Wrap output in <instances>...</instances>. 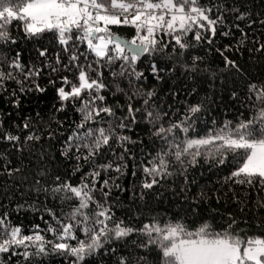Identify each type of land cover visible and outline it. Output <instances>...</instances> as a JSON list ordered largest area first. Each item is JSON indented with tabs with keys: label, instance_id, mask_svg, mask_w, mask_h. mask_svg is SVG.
Masks as SVG:
<instances>
[{
	"label": "snow or ice",
	"instance_id": "6c2138e0",
	"mask_svg": "<svg viewBox=\"0 0 264 264\" xmlns=\"http://www.w3.org/2000/svg\"><path fill=\"white\" fill-rule=\"evenodd\" d=\"M257 24L264 28V18H253L250 11L221 0H0V97H9L19 109L22 96L52 89L59 102L48 121L36 114L40 124L21 116L9 127L0 113V143L23 153L42 139L63 138L60 155L75 162L71 177L79 174L76 183L61 175L43 183L34 180L38 193L59 201L58 211L43 207L44 228L34 224L26 233L7 212L0 214V254H7L8 260L22 257L17 264H37V257L52 253L71 258L69 264H81L102 249L116 254V248L105 245L127 246L136 237L116 264H149L145 255L138 254L140 249L155 251L160 264H264V216L258 231L249 232L231 215L221 225L205 221L189 227L153 216L137 226L114 212L119 200L114 193L128 191L119 180L130 161L131 176L142 173L141 200L174 175L187 182L189 169L201 165L219 169L230 159L236 166L223 177V184L230 190L244 186L264 192V84L248 83L247 117L241 112L235 120L219 124L213 120L212 127L200 134L195 124L202 102L188 104L174 119L175 112L155 103L156 90L143 87L148 76L138 69V64L146 63L147 71L160 82L166 71L161 61L170 62L167 71L175 70L176 64L196 71L205 57L192 53L204 49L219 54L225 68L240 72L231 55L244 51L264 55V41L250 35ZM13 26L22 28L29 39L51 33L56 50L41 47L36 61L23 63L20 52L6 47L17 43ZM122 29H130L132 35H121ZM218 37L232 38L235 44L216 46ZM118 94L125 98L123 103L116 99ZM236 96L233 91L232 97ZM69 107L79 119L72 120L65 137L61 131L65 120L56 114ZM141 123L148 126L156 144L143 160L130 146L144 141L128 134ZM21 172L8 154L0 153V176L14 178ZM198 195L206 196L203 191ZM255 207L264 211V196Z\"/></svg>",
	"mask_w": 264,
	"mask_h": 264
},
{
	"label": "trees",
	"instance_id": "16d2710c",
	"mask_svg": "<svg viewBox=\"0 0 264 264\" xmlns=\"http://www.w3.org/2000/svg\"><path fill=\"white\" fill-rule=\"evenodd\" d=\"M221 2L229 7L235 5L242 11H250L253 18H264V0H221ZM11 33L17 43L6 47H10L13 53L20 52L23 63L36 61L37 49L41 47H47L50 51L56 50L51 33H45L38 40L26 38L23 29L15 26L11 28ZM121 35L130 37L132 31L122 29ZM250 35L264 41V28L257 24L251 30ZM236 37L239 38V33ZM229 42L235 44L232 38L218 37L216 46ZM245 47H251V45L247 44ZM192 54L205 57L204 61L199 64L198 70L186 71L176 64L175 70L167 71L170 62L161 61V67H164L166 71L162 73L164 79L160 82L156 81L147 71L146 63L138 64V69L144 70L148 76L147 81L142 82L143 87L156 90L155 103L163 110L169 111L170 114L175 112L176 116L173 117L175 119L185 112L188 104L202 102L203 107L197 114L198 119L195 124L196 131L200 134L212 127L213 120L217 124L225 120H235L241 112L247 117L250 114L247 85L249 82L264 84V55L250 54L247 51L231 55L230 58L237 60L240 66V72H236L225 68L222 58L214 51L206 52L204 49H197ZM41 83H46V78ZM123 86L127 87L126 83ZM233 91L237 93L235 99L232 97ZM9 99L7 96L0 97V113L4 114L3 118L9 127L13 125V121L19 123L21 116L31 117L34 123L40 124L41 121L36 118L37 113L43 121H48L54 113V106H59L52 89L44 94L31 93L22 96L19 109L14 108ZM109 99L113 98L109 97ZM116 99L123 103L125 98L118 94ZM136 106L139 107L140 104L137 103ZM8 113H11V119L8 118ZM56 115L59 119L65 120L61 131L66 137L68 135L66 129L73 119L78 120L79 117L71 107L66 112ZM52 127L55 128L56 125L53 124ZM128 134L132 135L133 139L144 141L143 144L130 146L139 160H143L146 154L156 148V144L152 143V138L149 136L146 124L141 123L134 126V131ZM62 139L60 137L53 141L42 139L34 145L26 146L23 153H18L7 143H0V153L8 154V159L13 162V165L22 168V172L14 178H9L7 175L0 176V214L7 212L12 223L21 225L26 233L34 224H40L41 228L45 227L40 219L45 205L59 210V201L53 200L50 195L38 193L33 182L41 179L43 183L44 179L50 180L56 175H61L63 178L71 177L75 162L60 155ZM131 163L130 161L128 169L125 170L126 174L119 180V183L128 191L114 193V196L119 197L114 207L117 217L131 221L137 226H139V221L148 222L151 217L156 216L163 220H179L188 224L189 227H196L205 221L221 225L231 215L235 217L241 229L249 232L258 231L256 226L260 223V218L264 216V211L257 210L255 205L260 196H264V192L257 194L255 190L244 186H235L230 190L227 185L223 184V177L236 166L231 159L219 169H210L207 165L189 169L187 182L183 176L174 175L164 182L162 187L147 191L144 200L138 198L140 191L138 183L142 173L137 172V176L133 178ZM41 172L45 173V177L40 176ZM111 175L118 174L113 172ZM71 179L74 183L79 182V174ZM182 187L185 188L183 192ZM201 191L206 194L203 199L198 195ZM45 219H49L47 215ZM135 238H130L127 246L122 242L105 245L106 249L116 248V254L111 252L105 254L102 249L98 254L86 257L81 264H116L118 256L126 254L127 248L131 247V239ZM137 252L145 255L149 264H160L155 251L140 249ZM69 259L52 253L48 256L37 257L36 261L37 264H69ZM18 260L22 261V257L14 256L8 260L7 254H0V262L3 264H17Z\"/></svg>",
	"mask_w": 264,
	"mask_h": 264
}]
</instances>
